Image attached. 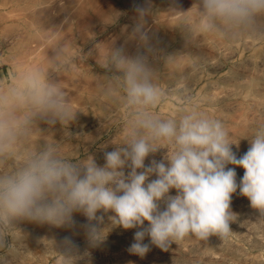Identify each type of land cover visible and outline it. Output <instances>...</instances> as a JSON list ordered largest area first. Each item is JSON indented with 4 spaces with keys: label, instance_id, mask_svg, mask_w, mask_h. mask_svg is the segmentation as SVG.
Listing matches in <instances>:
<instances>
[{
    "label": "rangeland",
    "instance_id": "1",
    "mask_svg": "<svg viewBox=\"0 0 264 264\" xmlns=\"http://www.w3.org/2000/svg\"><path fill=\"white\" fill-rule=\"evenodd\" d=\"M117 50L146 63L163 94L155 115L178 118L199 110L223 123L238 142L232 145L238 158L247 152L248 139L264 125V26L238 34L205 32L198 0H0V94L39 74L75 113L67 123L36 114L5 171L48 148L74 161L91 155L104 164V153L122 142L132 113ZM235 171L239 182L245 170ZM231 210L237 221L226 238L189 236L168 251L150 245L143 257L128 251L137 229L110 227L106 240L90 247L87 220L79 213L72 227L20 222L7 246L0 245V264H264V220L255 221L258 212L239 190ZM108 215L103 226H110ZM65 237L78 251L66 249ZM144 242L150 244L149 238Z\"/></svg>",
    "mask_w": 264,
    "mask_h": 264
},
{
    "label": "clouds",
    "instance_id": "2",
    "mask_svg": "<svg viewBox=\"0 0 264 264\" xmlns=\"http://www.w3.org/2000/svg\"><path fill=\"white\" fill-rule=\"evenodd\" d=\"M198 11L205 32L238 34L264 26V0H198ZM114 56L132 113L122 142L104 153L103 165L91 155L74 161L48 148L5 171L36 114L67 123L75 113L63 93L39 74L26 75L20 87L0 94V245L7 246L20 222L72 227L76 213L86 217L90 247L105 241L110 227L137 229L128 251L140 257L150 245L168 251L189 236L226 238L237 221L231 210L237 190L258 212L255 221L264 220V125L256 127L249 149L238 158L232 149L238 142L220 120L199 110L178 118L155 115L163 94L144 60L122 50ZM161 149L166 150L162 159L145 163ZM229 165L245 170L239 182ZM105 215L110 226H103ZM62 244L78 251L70 237Z\"/></svg>",
    "mask_w": 264,
    "mask_h": 264
},
{
    "label": "bare ground",
    "instance_id": "3",
    "mask_svg": "<svg viewBox=\"0 0 264 264\" xmlns=\"http://www.w3.org/2000/svg\"><path fill=\"white\" fill-rule=\"evenodd\" d=\"M14 159V158H13ZM18 161H19V159H18ZM17 162V161H16Z\"/></svg>",
    "mask_w": 264,
    "mask_h": 264
}]
</instances>
